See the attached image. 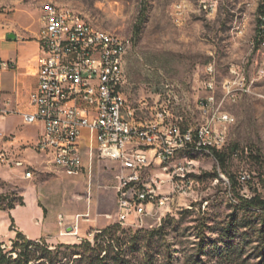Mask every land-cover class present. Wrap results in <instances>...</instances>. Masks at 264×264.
<instances>
[{
  "label": "rangeland",
  "instance_id": "rangeland-1",
  "mask_svg": "<svg viewBox=\"0 0 264 264\" xmlns=\"http://www.w3.org/2000/svg\"><path fill=\"white\" fill-rule=\"evenodd\" d=\"M56 4L80 15L86 23L129 39L125 96L145 125L178 123L183 130L195 129L201 121L200 107L210 95L215 109L234 118L226 127L219 126L225 129L221 150L226 154L228 174L207 148L190 145L176 151L169 172H163V165L150 166L148 176L166 182L162 192L170 191V177L180 192H175L160 219L116 232L126 241L120 250L123 264H195L199 257L204 263L218 264L214 239H219L221 248L235 249L234 255L239 256L236 262L254 261L261 251H256L257 238L251 227L241 221L248 215L241 207V198L259 195L264 199V36L256 37L264 0H0V22L34 29L43 8ZM208 82H212V89ZM15 126L14 117L0 121V134ZM39 129L30 125L20 134L35 140ZM0 151L6 158L22 159L28 165L0 160V200L7 203L22 194L30 203L37 192L49 210L44 220L36 214L23 216L25 221L32 217L38 223L30 224L35 235L42 229L53 235L56 214L62 211L64 201L66 210L79 211L86 206L82 197L85 181L61 173L32 144L23 153ZM107 164L95 163L93 168L94 173L105 176L103 186L116 183L112 171L104 167ZM29 170L32 177L22 178ZM14 181L26 189H17ZM95 187L93 183L92 191ZM104 197L100 212L112 217H100L94 228L88 229L89 234L116 224L115 204ZM9 230L16 231L15 224L7 211L0 210V233ZM58 230L62 231L59 225ZM15 236L0 237L1 248L13 251V257L20 251L19 247L11 250ZM85 240L89 239L83 236L69 243L40 237L34 241L51 251L58 247L60 254H65L69 249L60 244ZM30 250L38 255L35 246ZM63 261L68 264L66 258Z\"/></svg>",
  "mask_w": 264,
  "mask_h": 264
},
{
  "label": "built area",
  "instance_id": "built-area-1",
  "mask_svg": "<svg viewBox=\"0 0 264 264\" xmlns=\"http://www.w3.org/2000/svg\"><path fill=\"white\" fill-rule=\"evenodd\" d=\"M260 19L263 22V15ZM39 22L38 84L29 97L30 110L22 113L25 124L40 127L32 147L61 173L85 176L88 201L93 183L102 186L94 180L95 163H108L104 167L116 182L115 222L122 228L160 219L180 187L170 177V191L162 192L166 182L148 176L149 165L161 164L163 172H169L168 150L174 144L221 150L225 129L219 126L226 127L234 118L215 109L210 95L200 107L201 121L195 129L183 130L178 123L145 125L125 96L129 39L116 33V40H107L98 26L89 27L86 19L58 4L43 8ZM207 86L212 89V82ZM7 113L0 109L1 116ZM0 160L28 167L25 160L6 158L2 151ZM24 177L31 178L32 171ZM57 219L60 235L80 240V222L90 216L76 214L70 224L61 213Z\"/></svg>",
  "mask_w": 264,
  "mask_h": 264
},
{
  "label": "crops",
  "instance_id": "crops-1",
  "mask_svg": "<svg viewBox=\"0 0 264 264\" xmlns=\"http://www.w3.org/2000/svg\"><path fill=\"white\" fill-rule=\"evenodd\" d=\"M39 30L40 23L34 29H27L24 26H9L6 23L0 22V109L8 111L7 114L0 115V121L7 120L9 117H14L16 120L14 128L5 130V132L0 134V150L23 153L35 141L20 133L30 126L23 122L22 113L30 110L29 97L38 84ZM8 34H13L14 37L9 38ZM31 166L34 167L36 165ZM24 176L22 175L21 177L27 180L28 178ZM78 177L83 179L86 184L85 176L80 175ZM104 177L99 172L94 173V180L97 183L102 184V181L105 179ZM4 180L13 181L15 179ZM14 184L17 189H23V191L26 189L19 186L16 181H14ZM73 195L79 197L78 194ZM104 196L108 199L110 197L115 204V190L112 188V185L96 186L92 191L90 200L86 199L84 201L86 206H81L79 211L75 209L66 210L64 201V207H60L64 212L58 211L56 217L61 213L65 217L66 224H70L73 222L76 214L89 212L90 220L80 222L79 234L91 240L94 232L93 234H89L88 229L94 228V224H96L100 217L105 218V214L100 212L101 204L106 199ZM23 197L24 205H17L11 210H5L13 218L16 231L22 232L31 240L47 237L55 242H78L79 239L75 236L59 234L58 219L56 231L52 233V236L49 235L51 232L45 229H42L39 234L35 235L30 224L33 223L37 226L38 223L32 217L30 221H25L23 216L36 214L44 220L49 214V210L45 204H42L43 202L40 200L37 192H34L30 203L25 196ZM82 197H85V194ZM16 231L9 230L4 234L0 233V237L2 238L3 236L4 238L11 239L16 234Z\"/></svg>",
  "mask_w": 264,
  "mask_h": 264
},
{
  "label": "trees",
  "instance_id": "trees-1",
  "mask_svg": "<svg viewBox=\"0 0 264 264\" xmlns=\"http://www.w3.org/2000/svg\"><path fill=\"white\" fill-rule=\"evenodd\" d=\"M262 6L259 7V12L263 15V22H261L260 16L258 19V29L256 37L261 39L264 36V9ZM261 25V29H260ZM211 154L215 157L219 164L222 172L228 174L225 169L226 154L222 150L208 149ZM1 197V196H0ZM1 201V200H0ZM17 205H24V197L22 194L16 195L14 199H10L7 203H0V210H11ZM241 207L245 212H248L247 217H243L241 220L246 226H250L254 235H256L257 243L256 251L260 253L254 259H245L244 261L236 262L238 257L234 255L235 249L233 247L221 248L218 243L219 239H214V244L218 245L217 249V263L218 264H264V199H261L259 195H253L249 199L241 198ZM250 219V222H248ZM13 222V218H11ZM12 226V224H11ZM122 227L116 223L112 226L105 227L102 230H97L94 234L93 242L90 240L81 241L78 244H60L69 249V253H61L57 250L51 251L46 245L39 247L36 241L28 239L22 232L16 231V238L12 241V249L15 250L17 247L20 251L15 257H13V251H4L1 248L0 243V264H65L63 259L66 258L68 264H110L109 259L112 255V264H123L124 259L120 252L122 245L126 241L121 240L116 232ZM123 229V228H122ZM21 240V243L19 241ZM35 246L37 248L38 255H35L30 249ZM118 251L115 252L114 250ZM201 254H204L203 248ZM258 253V254H259ZM74 256H77L73 258ZM195 264H209L204 263L201 257L195 262Z\"/></svg>",
  "mask_w": 264,
  "mask_h": 264
},
{
  "label": "bare ground",
  "instance_id": "bare-ground-1",
  "mask_svg": "<svg viewBox=\"0 0 264 264\" xmlns=\"http://www.w3.org/2000/svg\"><path fill=\"white\" fill-rule=\"evenodd\" d=\"M87 25L89 27H95V26H93L92 24H89V23H87ZM99 35L101 37H106L107 40H116V35L115 34H112V33L108 32L106 30H103L101 28H99ZM117 37H120V36L117 35ZM185 147H186L185 144H174V148L168 150V158H172L174 156V154L176 153V151H179V150H181L182 148H185ZM159 165L162 166L161 164H159ZM150 166L151 165H149V168H150ZM162 170H163V167H162ZM25 175L29 176V171H26ZM133 226L141 227L139 225H130V227H133Z\"/></svg>",
  "mask_w": 264,
  "mask_h": 264
},
{
  "label": "water",
  "instance_id": "water-1",
  "mask_svg": "<svg viewBox=\"0 0 264 264\" xmlns=\"http://www.w3.org/2000/svg\"><path fill=\"white\" fill-rule=\"evenodd\" d=\"M8 37H9V38H13L14 35H13V34H8Z\"/></svg>",
  "mask_w": 264,
  "mask_h": 264
}]
</instances>
